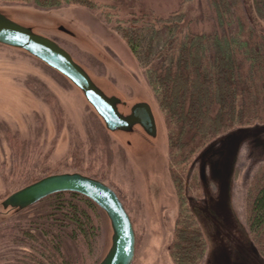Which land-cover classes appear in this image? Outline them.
Here are the masks:
<instances>
[{
  "label": "rangeland",
  "instance_id": "1",
  "mask_svg": "<svg viewBox=\"0 0 264 264\" xmlns=\"http://www.w3.org/2000/svg\"><path fill=\"white\" fill-rule=\"evenodd\" d=\"M243 1L252 24L264 32V20L255 11L258 0ZM140 8L160 16L183 10L193 19L194 31L211 30V14L203 2L140 0L134 11L139 13ZM0 11L58 43L106 95L125 104L119 106L121 113L127 114L138 102L149 104L156 124L154 138L138 128L132 134L108 132L66 78L23 51L0 45V224L15 217L11 210H3L1 202L25 187L19 188L25 175L82 169L104 179L129 209L136 238L132 264H173L168 246L178 206L167 172L166 132L151 90L125 44L98 14L82 8L40 11L10 5ZM128 13L121 8L119 18ZM263 133L264 129H244L214 148L216 155L222 153L224 173L218 179L207 172L208 202L199 203L204 212L193 208L208 241L202 264H264L251 251L245 227L246 192L264 163ZM99 211L105 255L111 229Z\"/></svg>",
  "mask_w": 264,
  "mask_h": 264
},
{
  "label": "trees",
  "instance_id": "2",
  "mask_svg": "<svg viewBox=\"0 0 264 264\" xmlns=\"http://www.w3.org/2000/svg\"><path fill=\"white\" fill-rule=\"evenodd\" d=\"M106 1L110 4L0 0V7L82 8L98 14L125 44L151 90L166 132L167 172L178 206L169 257L173 264H202L208 241L192 206L206 198L202 156L204 162L218 157L222 153H213L216 145L238 131L264 129V32L250 21L243 0H182L206 4L209 32L194 31L193 19L183 10L160 16L142 8L134 11L140 0ZM123 7L129 10L127 18H119ZM255 11L264 20V0L255 3ZM77 172L106 184L97 175ZM50 174H27L19 188ZM107 186L129 215L123 199ZM12 214L14 218L0 224V264H98L104 256L100 211L83 196L54 194ZM245 227L253 253L264 259V163L246 192Z\"/></svg>",
  "mask_w": 264,
  "mask_h": 264
},
{
  "label": "water",
  "instance_id": "3",
  "mask_svg": "<svg viewBox=\"0 0 264 264\" xmlns=\"http://www.w3.org/2000/svg\"><path fill=\"white\" fill-rule=\"evenodd\" d=\"M59 31L70 35L63 27H59ZM0 45L23 51L66 78L82 93L108 132L130 134L138 125L150 137L156 136V125L147 104H136L128 114L121 113L119 106L124 103L115 96L106 95L65 49L1 11ZM58 193L83 196L106 215L111 229L110 245L98 264L133 263L136 238L132 221L117 194L99 180L80 173L50 175L15 191L1 202V207L21 212Z\"/></svg>",
  "mask_w": 264,
  "mask_h": 264
},
{
  "label": "flooded vegetation",
  "instance_id": "4",
  "mask_svg": "<svg viewBox=\"0 0 264 264\" xmlns=\"http://www.w3.org/2000/svg\"><path fill=\"white\" fill-rule=\"evenodd\" d=\"M140 103H145V102H138V103H135V104H133L132 106H134V105H136V104H140ZM145 104H147V103H145ZM148 106H149V104H147ZM121 106H124L125 107V104H122ZM132 106H130L129 107V111H128V113L130 112V109L132 108ZM150 107V106H149ZM150 112H151V114H152V117H153V119H154V116H153V113H152V110H151V108H150ZM127 113V114H128ZM154 122H155V119H154ZM156 125V124H155ZM140 129V131H142V133L143 134H145L146 136H148V137H150V135L149 134H147L144 130H143V128L141 127V126H135L134 128H133V131L130 133V134H132V133H134L135 131V129ZM153 138V137H152ZM263 146H264V144H263ZM221 155L222 154H220L216 159H212L211 157H209L205 162H204V156H202V162H201V174H202V180H203V183H204V185H205V189H206V198H205V201L206 202H208V195H207V193H208V191H207V189H208V184H209V182H208V179L206 178V175H207V172H208V174L209 175H211V177L212 178H218V179H220L221 178V175L224 173L223 172V170H224V165H225V163L220 159L221 158ZM36 182V181H35ZM34 183V182H33ZM32 184V183H31ZM30 185V184H29ZM204 203V202H203ZM200 204L199 203H194L192 206H193V208L195 209L196 207H198V208H200L203 212H204V206L203 207H201V206H199ZM207 205H209L208 203H207ZM200 221V220H199ZM201 223V222H200ZM202 225V224H201ZM250 246V245H249ZM250 249H251V247H250ZM251 251H252V249H251Z\"/></svg>",
  "mask_w": 264,
  "mask_h": 264
}]
</instances>
